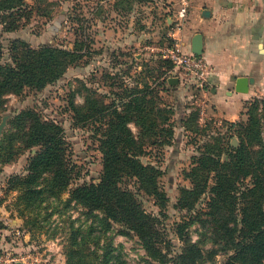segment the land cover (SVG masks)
Wrapping results in <instances>:
<instances>
[{"label":"rangeland","instance_id":"rangeland-1","mask_svg":"<svg viewBox=\"0 0 264 264\" xmlns=\"http://www.w3.org/2000/svg\"><path fill=\"white\" fill-rule=\"evenodd\" d=\"M25 1L29 8L24 6V16L16 30H6L9 21L8 24L2 22L0 14L3 46L0 63L13 64L11 46L16 40L34 49L53 45L74 51L82 46V59L71 65L56 83L42 91L26 88L21 95L9 94L0 107V123L8 117L0 138V264H67L68 247L75 237L81 241L86 234L90 237L85 239L83 248L99 256L109 250L112 264H160L149 258L135 233L120 234L122 227L119 225L106 232L107 236H102L97 246L93 241L100 231L97 223L100 213L69 200L71 189L85 183H98L103 170L96 131L98 124L76 118L71 101L79 107H84L88 101L119 104L121 101L117 99L129 94L132 88H142V83L147 82L160 91L161 106L169 111L173 136L165 146L148 147L146 155L141 157L143 164L161 169L160 185L168 197L167 208L161 210L149 198L140 200L148 212L159 217L166 242L171 243L166 249V264H174L173 259L183 247L176 235V225L190 218L188 212L175 206L180 190L191 187L185 173L198 155V147L210 136L227 139L230 122L212 106L208 87L204 92L183 75L182 84L165 82L168 77H181L175 64L169 68L173 61L167 56L178 31L177 25L181 24L183 33L188 32L186 18L182 22L178 20L181 3L175 6L169 0ZM62 14L65 19L60 21V27L64 29L51 32L49 28ZM27 109H35L45 120L61 125L74 166L69 189L59 197L47 196L38 208L29 211L18 203L20 191L9 189L12 177L28 173L29 161L36 152L25 148L10 125L14 117ZM245 119L244 115L240 120ZM130 127L138 136L137 127L134 124ZM232 144L239 145L236 137ZM206 204L204 197L197 208L203 209ZM24 212L28 213L27 217ZM190 235L194 242H204L207 264L224 263L226 255L214 245L211 230L195 224ZM213 249L218 254L210 258L207 252ZM90 261L101 264L100 259Z\"/></svg>","mask_w":264,"mask_h":264},{"label":"trees","instance_id":"trees-1","mask_svg":"<svg viewBox=\"0 0 264 264\" xmlns=\"http://www.w3.org/2000/svg\"><path fill=\"white\" fill-rule=\"evenodd\" d=\"M24 6L28 7L25 0H0L1 20L5 24L9 21L6 30L18 28ZM81 48L69 51L45 45L34 49L23 41L12 42L13 64L0 63V107L9 94L21 95L26 88L42 91L59 81L71 65L82 59ZM142 84V88H132L129 94L117 99L119 104L88 101L79 107L71 101L76 118L98 124L103 170L98 183L71 189L69 200L100 213V231L93 241L97 246L106 232L119 225L120 234H136L152 261L166 264V249L171 243L166 242L159 217L148 212L140 200L149 198L161 210L167 208L168 197L160 185L162 171L143 164L141 157L148 147L169 144L173 131L169 128V111L161 106L160 91L151 88L149 82ZM245 115V120L229 122L227 139L212 135L199 146L198 155L185 173L191 187L180 190L175 206L188 212L190 218L176 225V235L183 247L173 259L174 264H207L204 242H194L190 235L195 224L211 230L214 245L226 255L223 264H264V100L247 103ZM132 124L139 130L138 136L133 133ZM10 125L26 149L36 150L28 173L9 181V189L21 193L18 203L29 211L38 208L47 196L59 197L66 192L74 166L59 123L45 120L35 109H27L14 117ZM235 137L239 141L237 147L232 144ZM4 149L2 146L1 151ZM204 197L206 207L198 209ZM23 214L28 216L27 212ZM87 237L90 235H83L81 241L74 238L67 249V264H91L90 260L99 259L101 264H112L109 250L99 256L83 248ZM207 254L211 258L218 253L213 249Z\"/></svg>","mask_w":264,"mask_h":264},{"label":"crops","instance_id":"crops-1","mask_svg":"<svg viewBox=\"0 0 264 264\" xmlns=\"http://www.w3.org/2000/svg\"><path fill=\"white\" fill-rule=\"evenodd\" d=\"M169 2L176 6L181 0ZM63 19L62 14L49 30H63ZM185 28L187 33L178 30L174 38L184 52H191L194 37L202 35L201 56L212 71L210 102L225 119L237 122L247 103L264 100V0H190ZM243 77L254 79L246 93L236 91L237 80ZM174 78L184 83L182 77Z\"/></svg>","mask_w":264,"mask_h":264},{"label":"built area","instance_id":"built-area-1","mask_svg":"<svg viewBox=\"0 0 264 264\" xmlns=\"http://www.w3.org/2000/svg\"><path fill=\"white\" fill-rule=\"evenodd\" d=\"M190 0H181V8L178 11V20L182 22L186 18ZM178 30H181V24H178ZM174 38V37H173ZM167 56L173 61L176 69L181 72L184 77L190 78L198 89L205 91L211 77V69L207 61L192 52H184L179 39L174 38L172 48L167 50Z\"/></svg>","mask_w":264,"mask_h":264},{"label":"water","instance_id":"water-1","mask_svg":"<svg viewBox=\"0 0 264 264\" xmlns=\"http://www.w3.org/2000/svg\"><path fill=\"white\" fill-rule=\"evenodd\" d=\"M193 54L201 56L203 54V38L201 34H197L192 42V51ZM170 85H177L179 84V80L177 78H171L168 80ZM254 83V79L248 78H239L237 80L236 91L246 93L248 92V88L250 84ZM8 117H4L2 123H0V138L3 134V130L6 127ZM234 145H237L236 141H234ZM20 264V263H17Z\"/></svg>","mask_w":264,"mask_h":264}]
</instances>
